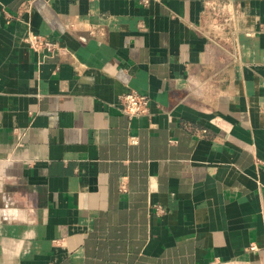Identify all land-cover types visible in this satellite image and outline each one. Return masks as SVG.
I'll return each mask as SVG.
<instances>
[{
  "label": "crops",
  "instance_id": "0c3cea01",
  "mask_svg": "<svg viewBox=\"0 0 264 264\" xmlns=\"http://www.w3.org/2000/svg\"><path fill=\"white\" fill-rule=\"evenodd\" d=\"M0 264H264V0H0Z\"/></svg>",
  "mask_w": 264,
  "mask_h": 264
},
{
  "label": "built area",
  "instance_id": "2783aa9c",
  "mask_svg": "<svg viewBox=\"0 0 264 264\" xmlns=\"http://www.w3.org/2000/svg\"><path fill=\"white\" fill-rule=\"evenodd\" d=\"M149 0H143L147 3ZM25 42L36 51H46L50 54L62 53L63 47L57 42L52 41L48 37L40 34H30L25 37ZM150 97L147 94L140 93L134 89L126 91L119 96L120 109L130 116L145 115L150 111ZM135 141V140H132ZM121 190L126 191L127 185L125 180L121 183ZM158 211H161L159 205L156 206Z\"/></svg>",
  "mask_w": 264,
  "mask_h": 264
}]
</instances>
